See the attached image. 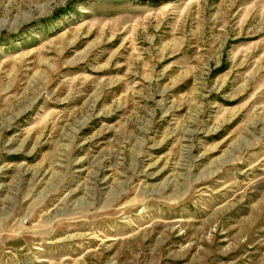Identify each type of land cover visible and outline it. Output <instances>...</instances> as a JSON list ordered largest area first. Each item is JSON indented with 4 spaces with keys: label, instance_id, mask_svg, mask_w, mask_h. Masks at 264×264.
<instances>
[{
    "label": "rangeland",
    "instance_id": "rangeland-1",
    "mask_svg": "<svg viewBox=\"0 0 264 264\" xmlns=\"http://www.w3.org/2000/svg\"><path fill=\"white\" fill-rule=\"evenodd\" d=\"M0 264H264V0H0Z\"/></svg>",
    "mask_w": 264,
    "mask_h": 264
}]
</instances>
